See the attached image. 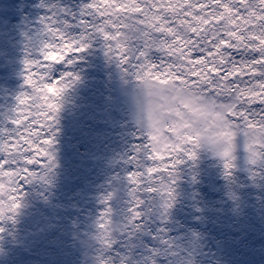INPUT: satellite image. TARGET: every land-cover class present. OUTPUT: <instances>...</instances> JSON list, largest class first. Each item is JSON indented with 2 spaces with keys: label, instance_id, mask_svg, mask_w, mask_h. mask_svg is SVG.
<instances>
[{
  "label": "snow or ice",
  "instance_id": "1",
  "mask_svg": "<svg viewBox=\"0 0 264 264\" xmlns=\"http://www.w3.org/2000/svg\"><path fill=\"white\" fill-rule=\"evenodd\" d=\"M82 17L86 31L75 37L50 21L51 42L42 46L40 59L27 62L30 91L18 97L14 127L0 133V171L14 175L16 208L23 185L41 167L53 166L57 100L77 78L66 71L50 80L52 61L63 57L62 63L73 65L95 38L132 75L166 81L181 94L173 120L147 129L141 149L151 166L126 178L135 195L164 193L170 207L173 190L162 178L171 176L181 157L195 158L194 149L205 142L224 145L218 151L226 170L233 166L238 135L253 163L264 157V0H90ZM135 195L133 218L140 203ZM14 211L0 212V220Z\"/></svg>",
  "mask_w": 264,
  "mask_h": 264
},
{
  "label": "bare ground",
  "instance_id": "2",
  "mask_svg": "<svg viewBox=\"0 0 264 264\" xmlns=\"http://www.w3.org/2000/svg\"><path fill=\"white\" fill-rule=\"evenodd\" d=\"M40 48L41 47L37 49V51H39V55L41 50ZM6 61L8 62L6 65V68L8 69L11 67V64L8 59H6ZM27 71L28 69H26L23 65H20L15 70L16 78L20 77V80L24 82ZM146 80L150 79H144V81ZM3 88L4 86L0 82V101H7L4 106L0 107V133L5 132L6 130H11L14 127L11 120L15 117L18 107V105L15 104V97L13 100L14 102H11V100H9L10 95L2 93ZM72 88L74 90V88L77 87L73 86ZM49 91H53L51 87H49ZM137 92L138 91L133 92L123 90L122 92H119L120 94H123V98L119 96V93H116L115 104L118 107H121L119 103L123 104L122 99L127 104L129 109L125 114L126 123L146 120L154 126L158 122H155L152 119V109H150L151 115L147 114L148 109L146 108V101L144 99V95L147 97L148 93L143 94V98L142 95L138 98H133L132 95ZM174 98H176L175 94L170 97L162 96V101L166 104H172L174 102ZM84 101H87V99ZM83 105L87 108L89 106V104L83 102L79 105V107L83 108ZM162 107L166 109L168 108L165 107L164 104H162ZM156 108H159V104ZM84 110L85 109L83 108V110L79 113L83 114ZM75 111L76 109L74 108L67 109L64 105H60L59 112L56 115V122L53 125L54 133L57 132L54 136V143L51 148V152L54 157L53 166L51 168L41 167L37 170L39 172V177H42L40 178L41 182L44 180L48 181V183L56 182L55 171L58 167L55 164V145H57L56 143L65 137L68 133L67 130H70L69 127L72 126L73 129L84 131L87 129V125L92 124H88L89 121H87V119H90L89 117H80L77 114L78 112L76 113ZM60 112L73 114L70 125L65 124L63 120H60ZM99 118L103 121L101 122L100 129H97L98 132L101 133L100 131H102L105 133L110 131V126L107 124V116L103 117L100 115ZM58 123L60 127H58ZM80 132H72V135H75L77 139H79L78 135H80ZM100 136H102V134ZM244 145L245 139L235 145L232 153L233 166L230 170L225 169V158L219 154V151L214 145H210L206 154L198 152L195 153L196 158L202 159L203 162L208 165L215 166L218 163L222 165L220 176L217 179L210 182L208 186L205 181L203 182V185L208 188L207 191H210L208 194L210 196H208L206 192L200 190L197 192L193 201L191 196H181L180 194H177V198H180V196L181 198L178 200L173 198L171 206L167 207L165 202L167 201L166 195L161 192H155V195L159 194L161 196L160 200L164 201L161 205L163 209L162 212L157 214V216L154 215L153 219L154 228L156 225L157 230L161 232L160 241H167L166 239H168L170 242H173L177 238L176 242L180 240L182 241V245H179L176 242L174 245L170 243L165 246L164 252L168 250L166 254L157 252L152 256L150 261L144 262L143 264H206L204 261L207 259L209 264L261 263L262 256H264V216L261 213V204L262 201H264V190L257 192L254 187L252 188L253 181L250 177L258 178L261 171L264 173V163L262 166L263 160L260 157H257L255 163H253ZM110 147L111 145H109V149ZM113 147L116 148L117 145L115 144ZM98 148H101V146ZM74 150L76 149L74 148ZM195 150L196 148L194 151ZM86 153H88V151ZM103 155L105 156L104 163L93 166V173L87 175L85 174V171L80 170L79 172L77 171V175H74L72 171L75 170L71 171V174L74 177L73 181H75V178L77 177H81V180H84L85 177V181L83 183L81 182L79 190L77 188L78 193L75 192L78 195L76 200L79 202L75 206L73 205L74 202H72L73 204L71 203L69 206L67 204V207L64 204L67 203V201H60V203L56 201L58 199L55 200V198H53V193H50V198L48 199L39 198L35 200H28L22 197L21 201L18 202L20 206L16 208V203L13 201V190L16 189L14 175L10 172L0 171V196L7 195V201L9 202L7 204H2L3 200H0V212H8L13 209L15 210L11 218L0 220V228L4 229L3 232H0V264H76L74 261H77L79 256L84 258L80 264H86L85 256L91 250L93 251L92 253L95 254L96 264H136L128 257L122 258L121 255L118 256L122 259L113 258L106 254L105 247L99 248V245H96V242L91 240L93 237L90 235L94 233L97 237H99L102 235V232L104 242H117L120 245V251L122 253L130 252L135 246L144 248L145 250L154 248V245L148 247V243L145 241L146 238L143 239L142 237L148 229L145 231L143 229L135 228V226L139 227L141 223L149 225L151 218L150 210L148 209L143 212L138 207H135V210L138 213L135 218H133V214L130 216L125 213H119V205L116 204L117 197L108 193L107 190L111 188L109 186L110 184L118 183V181H116V176H122L125 174V169H123L122 166L117 168L115 167L114 169L116 160H114L111 155ZM56 158H58V156ZM165 159H169L168 154H165ZM181 159L186 163L185 169L192 166L194 158L188 159L187 157H181ZM67 162L61 161L60 166L62 169H65L63 167L65 165L67 166ZM120 162L122 165V161ZM138 165L143 168L147 164L139 161ZM253 166L256 167L254 171L252 170ZM175 169L176 166L173 170ZM35 180L37 181L38 179ZM91 180H93V183L90 182ZM59 182H62V180ZM181 182L185 183L183 180H181ZM197 183H200L199 178H197ZM222 183H225V185ZM43 184L44 183H42V185ZM218 184H221L219 186L221 189L220 193L215 191ZM90 185L92 186L91 191L93 188H96L93 194L90 193L91 191H88V186ZM51 190H54V188ZM142 191L145 193V196L148 198L151 206H154L158 202V199L154 197L155 195H153L154 192ZM86 196L88 199H85L87 198ZM215 196L219 197L217 198ZM143 200L144 198L140 200V203ZM108 202H110V204ZM94 204L96 205L93 206ZM71 205L73 206L71 207ZM105 212L107 213L105 214ZM102 213L103 215H101ZM112 214L115 216L120 215L116 219V221L120 224V230L115 238L112 237L110 232L106 231L109 227L105 226ZM225 215L227 220L224 218ZM141 217H144V220L141 219ZM147 218H149V222L147 221ZM229 222H234V226L240 225V227L236 229L239 236L236 237L235 241H232L235 245L220 237V235H223L222 232H220L223 225ZM111 224L112 223L110 222V225ZM59 225L64 229V235L62 237L63 243L60 248L57 246L59 248L58 253L51 254L47 252L45 244H47L46 241L49 239V235L57 230ZM204 231L206 234H215L216 237H213L214 235L212 236L211 234L206 236L205 233H203ZM181 234L183 235L180 239ZM249 237H252L253 239ZM123 239L125 240L124 243ZM254 240H260L259 244H257ZM252 241H254L252 246L251 243L249 246H246L248 242ZM162 245L163 243H160L157 249H159ZM211 245L214 247L213 250L211 249ZM42 246L46 250L40 253L38 251L42 250ZM176 246H178L177 249L180 250L194 249V252L196 251V253H193L191 258L183 257L181 256L182 251H178L177 253L173 251L176 249ZM219 247H221L222 250H219ZM111 251L115 252L112 248ZM209 252H212L213 255H217L218 257H222V259L216 257L213 258V255H211L212 253Z\"/></svg>",
  "mask_w": 264,
  "mask_h": 264
},
{
  "label": "rangeland",
  "instance_id": "3",
  "mask_svg": "<svg viewBox=\"0 0 264 264\" xmlns=\"http://www.w3.org/2000/svg\"><path fill=\"white\" fill-rule=\"evenodd\" d=\"M89 3L90 0H0V82L4 86V88L2 89V93H5L6 95H10L9 100H11V102L14 100L15 97V104L18 105V97L20 96V94H22L23 92L25 93L30 91V88L28 85H26L25 81L23 82L22 80H20V77L16 78L15 70L20 65H23L27 69V62L37 60V58L38 59L41 58L39 55V51H37V49L39 47L42 48V46L45 43L51 42L52 40L51 36L48 33V26L50 21L54 22L55 27L59 29L61 32H63L65 36L67 37L79 36L86 31L81 21L83 19L82 12L84 11L85 6ZM36 51H37V55H36ZM6 59H8L11 64V67L8 69L6 68V65L8 64ZM74 59H75V63L71 66L61 62L63 60V57H61L60 61L53 60L52 62L56 64L53 67V71L49 74V78L50 80L61 78L62 74L66 71H71L75 74V77L77 78L69 82L70 86L58 98L57 103H59V105H64L67 109H71V108L76 109L75 112L76 113L78 112L77 114L80 117H89L90 119H87V121H89L88 124L90 123L92 124L87 125L86 127L87 129L84 131L73 129L72 126L69 127L70 130H67L68 133L65 135V137L62 138L61 141H58L56 143L57 145H55V156L56 157L58 156V158L55 157V164L58 167L56 168L55 171L56 182L48 183V181L46 180L41 182L40 177L38 176L36 178L38 179L37 181L34 179L31 183L23 185L22 197L28 200H35L39 198L48 199L50 198L49 194L53 193V198H55V200L58 199L56 201L58 202L67 201V203H64L66 206L67 204L69 206L72 202H74V204L73 203L72 204L75 206L79 203L76 200L78 198L77 193L81 182L83 183L85 181V177L84 180H81V177L75 178L76 181L75 183V181H73L74 177L71 173L73 172L74 175H77V173L80 170L85 171L86 172L85 174L87 175L93 173L94 171L93 166L100 163H104L105 156L103 154L111 155L114 158V160H116L114 169L115 167L117 168L122 166V168L125 169V174H123L122 176H116V181H118V183L110 184L109 186L111 188L107 190V192L117 197L116 204L119 205L118 208L119 213L120 214L125 213L126 215L131 216L133 214L131 208L134 204V200L132 198L134 197L135 194L131 189L128 188L126 178L128 173L131 171H136L138 168L140 170H143L146 169L148 166H151V161L145 159L146 153L142 151L141 146L147 144V136H146L147 129L152 127L153 125L146 120L126 123L125 114L127 113L129 108L123 99H122L123 104L118 102L121 106L118 107L115 104V95L116 93L122 92L123 90H128L133 92L138 91L137 93L132 95L133 98L140 97L142 94L140 93L139 89L141 88V85L143 84L144 79L146 78H139L135 75H132L131 72L125 70V68L121 66L115 58L113 57L110 58V55L107 54L105 42L101 38H95L91 40L90 46L83 53H78ZM150 81L153 80L150 79ZM159 83L162 85H167L166 81H159ZM73 86H76L77 88H74L73 90L72 88ZM151 95L152 93H148L147 97H145L144 95V99L146 101V108L148 109V113L147 112L146 113L151 115L150 109L153 110V107L156 108V106L159 104L158 109H160L164 114H166L169 117L167 122H171L175 115V109L177 104L181 103L180 100L181 94L179 92H175L176 98H174V102L172 104L164 103L162 101V96L159 98V101H155L148 98L151 97ZM119 96L123 98V94L119 93ZM86 99L87 101H84ZM83 102L89 104V106L91 107L88 106L87 108L86 106L83 105V108L85 110L82 114L79 112H81L83 108L79 107V105L82 104ZM6 103H7L6 100L0 101L1 104L0 107L4 106ZM162 104H164L165 107L168 108L166 109L162 107ZM100 115L103 117L107 116V120H108L107 124L110 126V131H107L105 133L102 131H100L101 133L98 132L101 126V122L103 121L101 118H99ZM72 118H73V114H70L68 112L66 113L60 112V120H63L65 124L70 125V123L72 122ZM157 124L158 123H156L155 125ZM57 125L58 127H60L59 123ZM164 125L165 123L162 124L161 126ZM72 132L74 133L80 132V135H78L79 139H77L75 135H72ZM101 134L102 136H100ZM243 139H244L243 136L238 135L235 140V145L238 144ZM115 144L117 145L116 148L113 147V145ZM109 145H111L110 149H109ZM210 145L212 144L207 142L201 144L200 147L196 148L195 153L198 152V153L206 154L210 148ZM100 146L101 148H98ZM74 148L76 150H74ZM87 151L88 153H86ZM260 158L263 160L262 161V166H263L264 157H260ZM61 161L68 163L67 166L65 165L66 167L65 166L63 167L65 169H62V167L60 166ZM120 161H122V165ZM139 161L144 162L147 165L144 166L143 168L139 167L138 165ZM185 164H186L185 162H182L181 164L176 165V169L172 170L171 176L165 175V177L162 178V182L169 185L173 190L172 193L174 194H172V199L176 198L178 200L181 198L182 195H187V196H191L192 200L194 201L197 192L200 190L206 192L208 195L210 191H207L208 188L206 187L210 182H212L213 180L217 179L220 176L222 165L220 163L216 164L215 166L208 165L205 162H203L202 159L196 158V156L192 162V166L185 169L186 166ZM255 168L256 167L253 166L252 170L254 171ZM60 176L63 178H61ZM197 178L200 179V183H197ZM250 178L253 181L252 188L254 187L257 192L264 190V173L262 171L259 174L258 178H253V177ZM61 180L62 182H59ZM181 180H183V182L185 183H182ZM204 181L207 183V186L203 185ZM90 182L93 183V180H91ZM42 183L44 184L42 185ZM222 184L225 185V183ZM220 185L221 184L217 185V189L215 190L216 192L219 193L221 192V189L219 188ZM90 186H88V191H91L92 189V186L91 187ZM52 188H54V190H51ZM95 189L96 188H93V190L90 193L93 194ZM14 191L15 189L13 190V192ZM177 194L181 195L180 198H177L176 196ZM153 195H155V192L153 193ZM154 197L158 199V202L154 206H151L148 198L145 196V193L142 190L135 195V199L139 201L142 198H144V200L141 203L136 204L135 207H138L143 212L148 209L151 212V218L149 217L150 218L149 225L141 223L139 227L135 226V228L143 229L145 231L146 229H148V231L142 237L143 239L146 238L145 241H147L146 243H148V247L154 245V248L145 250L144 248L135 246L132 248L130 252L122 253L120 251V245L117 242H112V243L104 242L103 232L102 235H100L99 237H97L96 234L94 233L91 234L90 236L93 237V238L90 237L91 240H94L96 242V245L97 244L99 245V248L105 247L107 255L116 259H122L123 257H128L132 262L136 264H143L144 262L150 261L152 256L157 252L166 254L168 250L164 252L165 246L169 245L170 243L174 245L177 238L173 242H170L168 239H166L167 241H162V240L160 241L161 232L157 230L156 225L154 228L153 219H154V215L157 216V214L162 212L163 209L161 205L164 201L160 200L161 196L159 194H156ZM215 197L218 198L219 196H215ZM85 199H88V197ZM172 199L170 201V205L172 204ZM4 203L5 202L2 201V204ZM108 203L110 204V202ZM73 205H71V207ZM95 205L96 204H94L93 206ZM166 206L168 207L167 203ZM261 206H262L261 213L264 216V201H262ZM106 213L107 212H105V214ZM119 216L120 215L115 216L112 214V216L108 219L107 225L105 226L110 227V222L113 223L114 221H116V219ZM149 218H147L148 222H149ZM224 218L226 219V215ZM141 219L144 220V217L143 218L141 217ZM239 227L240 225L234 226V222H229L224 224L222 230L220 231L222 232L223 235H220V237L222 239H226L227 242L232 243V241H235L236 237L239 236L238 233L236 232V229ZM203 233H205L206 236L211 234V233L206 234L205 231ZM63 235H64V229L62 226L59 225V228L54 232H52L49 235V239L46 241L47 244L45 245L48 253L51 254L58 253V250L61 244L63 243L62 242ZM182 235L183 234L180 235V239ZM211 235L212 236L214 235L213 237H216L215 234H211ZM249 238L253 239L252 237ZM179 241L180 240H178V242L176 243L182 245V241L180 242ZM254 241L257 244H259L260 242V240H254ZM254 241L248 242L246 246H249L250 243L252 246L253 245L252 243ZM124 242L125 240L123 239V243ZM160 243H163V245L160 246L159 249H157ZM232 244L235 245V243ZM177 247L178 246H176V249H174L173 251L175 253H177L178 251H182L181 256L183 257L191 258L192 254L196 253V251L194 252V249L180 250L177 249ZM111 248L115 252H112ZM211 249L212 250L214 249L213 245H211ZM218 249L222 250L221 247H219ZM44 250L46 249H44L42 246V250L38 252L41 253ZM90 252L93 251L91 250ZM118 255H121L122 258H119ZM211 255H213V253ZM212 257L222 259V257H218L217 255H213ZM83 260L84 258L82 256H79L78 260L74 261V263L80 264L82 263ZM263 262H264V256H262L260 264H264ZM204 263L209 264L208 259L205 260Z\"/></svg>",
  "mask_w": 264,
  "mask_h": 264
},
{
  "label": "clouds",
  "instance_id": "4",
  "mask_svg": "<svg viewBox=\"0 0 264 264\" xmlns=\"http://www.w3.org/2000/svg\"><path fill=\"white\" fill-rule=\"evenodd\" d=\"M139 91L142 94V98H143V94L152 93L151 97L148 98L155 101H159V98L161 96L170 97L175 94L171 85H162L159 82L150 81V80L144 81ZM152 119L153 121L158 122L157 124L158 126H161L162 124L168 121L169 117L166 114H164L160 109L153 107ZM202 124L203 122H201V125ZM214 146L216 147L217 150H221L224 147V145L220 143H216ZM0 200H3L5 204L9 203L7 201V195L0 196ZM119 230H120L119 222L114 221L106 231L110 232L112 237L115 238V236L119 233ZM85 260H86V264H96L95 254L92 252L87 253V255L85 256Z\"/></svg>",
  "mask_w": 264,
  "mask_h": 264
}]
</instances>
